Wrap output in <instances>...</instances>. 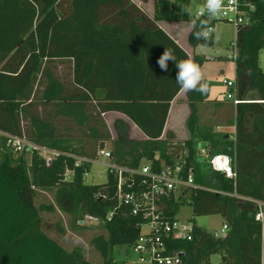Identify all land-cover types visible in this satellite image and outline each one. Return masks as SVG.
I'll use <instances>...</instances> for the list:
<instances>
[{
  "label": "trees",
  "instance_id": "16d2710c",
  "mask_svg": "<svg viewBox=\"0 0 264 264\" xmlns=\"http://www.w3.org/2000/svg\"><path fill=\"white\" fill-rule=\"evenodd\" d=\"M137 1L151 2L152 16L132 0H0V131L58 152L50 165L35 153L29 166L24 154L14 165L7 158L0 162V264H93L38 230L35 199L45 189L54 191L57 208L75 226L87 216L107 231L106 241H93L101 264H127L115 261V249L134 244L141 219L118 205L113 175L106 173L103 185H89L83 177L101 143H109L111 161L120 167L133 170L145 160L155 170L161 162H181L183 171L192 170L194 187L186 199L192 217L218 215L227 230L215 237L192 225L191 240L173 246L182 264H211L216 254L217 264H264V222L254 219L253 203H264V73L257 63L264 46V0H252L251 23L235 30L234 98L240 103L234 138L203 129L202 142L208 143L203 157L191 140L177 141L171 132L161 139L170 104L182 88L175 83L174 63L161 70L157 58L165 48L199 68L203 60L190 59L157 23L191 22L188 43L194 48L211 46L213 35L197 39L193 25L207 29L215 22L195 19L190 0ZM65 62L68 83L51 68ZM208 90L207 85L203 94L189 91L191 107ZM110 114L124 118L109 128ZM132 126L143 139L132 136ZM216 155L230 157L232 178L212 168ZM76 157L86 160L77 168ZM66 170L69 181L63 180ZM185 202L170 198L168 218Z\"/></svg>",
  "mask_w": 264,
  "mask_h": 264
},
{
  "label": "built area",
  "instance_id": "2783aa9c",
  "mask_svg": "<svg viewBox=\"0 0 264 264\" xmlns=\"http://www.w3.org/2000/svg\"><path fill=\"white\" fill-rule=\"evenodd\" d=\"M197 8L194 12L195 19L208 21H220L232 24L235 30L239 26H246L251 23L252 16L256 10L252 0H220V7L215 15H209L205 9V0H193ZM213 28V27H212ZM212 28L209 27V38L212 34ZM232 53L230 58L236 55V44L231 45ZM222 84L230 91V98L234 106L240 102L234 98L235 83L223 80ZM233 135L230 139L234 138ZM0 143L5 148L16 155L37 154L46 165L58 156V152L45 147L37 146L23 137L12 136L0 131ZM205 155L206 150H200ZM102 157L108 161L106 173L113 175L117 179L116 196L118 205H125L131 208V215L139 217L140 233L134 244L129 248L135 255V260H129L127 264H182L179 251H175L174 243L178 241H190L191 227L186 231L177 220L169 219L165 214L166 202L172 198L174 203L186 200L189 191L193 189V172L183 171L181 162L172 165L161 163L158 169H154L153 162L140 164L136 169L120 167L111 161L108 149L100 150L98 148L97 156L89 160L91 165L97 157ZM157 160V158L155 159ZM85 159L76 157L74 166L77 168L85 162ZM215 171L223 173L226 177L234 176L231 166V159L226 155H216L209 161ZM64 181L71 179V173L65 171ZM84 180L88 177V172L83 174ZM124 187L127 190H124ZM257 207L254 216L256 221L264 222V203L253 201ZM109 218V216H107ZM227 228H223L215 237L225 234ZM125 248V247H123ZM122 249V248H121ZM120 249V250H121Z\"/></svg>",
  "mask_w": 264,
  "mask_h": 264
},
{
  "label": "rangeland",
  "instance_id": "374dc122",
  "mask_svg": "<svg viewBox=\"0 0 264 264\" xmlns=\"http://www.w3.org/2000/svg\"><path fill=\"white\" fill-rule=\"evenodd\" d=\"M190 5L192 12H195L197 6L193 0H190ZM143 8L144 12L148 10L147 7ZM212 31L213 37L211 46H198L195 49V56L203 60L200 67L202 81L209 86L210 94L220 98L224 104L229 106L232 102L230 91L222 84V81L227 80L234 82L235 65L230 55L232 53L231 45L235 39V27L229 23L216 21ZM257 63L261 72L264 73V46L261 47L258 52ZM51 68L53 74L56 75L58 79L64 83H68L70 79V65L68 63H55ZM177 102L178 101L174 102L175 105H173L169 125L174 124L180 126V108L179 110H175L177 108ZM105 119L107 126L111 128L112 122L116 119V116L109 115ZM218 125L219 124H213V128ZM229 133V136L233 135L231 129ZM133 137H135L134 133ZM109 147V143H105V149H109ZM202 149H204V146L197 148L198 151ZM31 155L24 154L22 156L26 166L30 164ZM16 156L17 155L10 154L9 151L0 147V162L7 158L10 160L9 162H11V165H14ZM201 156L203 157V155ZM107 165L108 161L98 156L90 165L86 183L89 185L105 184L107 181ZM185 201L184 204L178 207L174 219L181 223V226L184 227L186 231L189 227L195 225L208 233H219L223 228L220 216L210 215L193 218L191 207L188 201ZM35 207L38 213L37 226L40 232L58 244L66 252H71L76 249L82 253L83 257L88 262L93 264L102 263V257L94 248L93 241L97 238H102L106 241L108 237L107 231L101 227L99 221L86 216L78 222V226H75L72 220L57 208L54 201V191L52 189L37 190ZM114 259L115 261L125 263L129 260H135V255L129 247L122 248L121 250L116 248ZM209 260L213 264L218 263L219 255H212Z\"/></svg>",
  "mask_w": 264,
  "mask_h": 264
},
{
  "label": "crops",
  "instance_id": "0c3cea01",
  "mask_svg": "<svg viewBox=\"0 0 264 264\" xmlns=\"http://www.w3.org/2000/svg\"><path fill=\"white\" fill-rule=\"evenodd\" d=\"M168 1L173 2L174 0ZM132 2L143 11V7H147L148 10H145V12L147 11L146 13L149 16H152L151 2L148 4H141L137 0H132ZM192 14H194V12H192ZM157 24L172 40H174L180 46V48L188 55L190 59L195 56V49L198 46L193 48L188 43V37L192 30L191 22H159ZM188 93L189 91L186 92L184 89H182L176 98L171 102L161 139L164 138L167 132H171L174 135L175 140H191L197 148L204 146V149L202 150H207L208 143L202 142L201 139V133L204 131L203 129L210 128L213 130L214 134H223L230 138L232 135L229 136V130L231 129L233 132L235 119V106L233 103L231 102V104L229 103L230 105L227 106L223 101L220 100V98L211 95L208 90L206 99L201 102L194 103L193 107H191L188 100ZM176 101H178V104L175 110H179L180 108V126H176L174 124L169 125L173 105H175L174 102ZM111 115L116 116V118H124L119 114H110V116ZM213 124L219 125L213 128ZM133 133L135 134L136 138L143 139V136L132 126V136ZM156 158L157 157H155V159ZM146 162L147 161L143 160L141 161V164H145Z\"/></svg>",
  "mask_w": 264,
  "mask_h": 264
},
{
  "label": "clouds",
  "instance_id": "9594fccd",
  "mask_svg": "<svg viewBox=\"0 0 264 264\" xmlns=\"http://www.w3.org/2000/svg\"><path fill=\"white\" fill-rule=\"evenodd\" d=\"M220 7V0H205V9L207 13L215 15ZM197 30L194 36L199 38H207L209 30L205 25H193ZM172 61L176 68L175 83L178 87L188 91H198L201 94L207 91V84L202 81L200 68L197 64L188 60H177L171 49H165L157 58L156 64L161 70H167V62Z\"/></svg>",
  "mask_w": 264,
  "mask_h": 264
},
{
  "label": "water",
  "instance_id": "95a60500",
  "mask_svg": "<svg viewBox=\"0 0 264 264\" xmlns=\"http://www.w3.org/2000/svg\"><path fill=\"white\" fill-rule=\"evenodd\" d=\"M99 149H100V150H103V149H104V143H101V144L99 145Z\"/></svg>",
  "mask_w": 264,
  "mask_h": 264
}]
</instances>
